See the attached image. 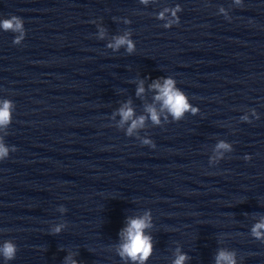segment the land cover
<instances>
[{
	"label": "clouds",
	"instance_id": "clouds-1",
	"mask_svg": "<svg viewBox=\"0 0 264 264\" xmlns=\"http://www.w3.org/2000/svg\"><path fill=\"white\" fill-rule=\"evenodd\" d=\"M0 27H2L5 31H13V32H22L23 31V20L20 17L12 16L10 19H6L0 22ZM19 38H17L18 42ZM128 45V50L132 51L133 45L130 41L126 40L125 38L121 37L116 41V46L119 47L120 45ZM174 82L172 80H166L165 86L161 89L162 98L164 99V104L172 115L175 118H180L184 111L188 110L189 105L184 97V95L175 90L173 87ZM157 87H159L157 85ZM138 91H143V89H139ZM161 97H157L160 99ZM151 113V118L154 122L159 123L158 117L154 110L149 109ZM121 115L124 120H128L132 116L131 109H121ZM9 103L5 102L4 107L0 108V125H5L9 122ZM143 122V118H141L140 123ZM137 122H133L132 127H136ZM131 132V129H129ZM145 143H149L145 141ZM152 147H155L154 143H151ZM220 147H227L226 145L221 144ZM8 154V149L4 146L2 142H0V159L6 157ZM147 226L145 223V219H136L132 220L130 223V227L128 229V242L122 246L121 255L127 254L133 260L137 258L139 255L140 259H145L150 251V244L149 239L143 235V229ZM264 227V224H258L253 229V234L259 238L260 233L257 231L258 228ZM15 246L11 243H6L3 248V255L5 259H12L15 256ZM185 257L180 256L176 261L175 264H183ZM221 260L227 261L228 264H235L234 259L230 255H226L225 253L221 252L217 258V264H220Z\"/></svg>",
	"mask_w": 264,
	"mask_h": 264
}]
</instances>
